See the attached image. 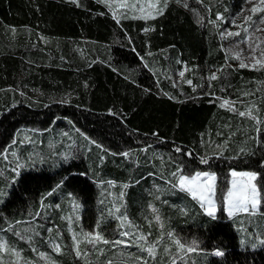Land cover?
<instances>
[{
	"label": "trees",
	"instance_id": "1",
	"mask_svg": "<svg viewBox=\"0 0 264 264\" xmlns=\"http://www.w3.org/2000/svg\"><path fill=\"white\" fill-rule=\"evenodd\" d=\"M239 1L166 0L162 14L145 19L137 8L120 14L103 0H0V188L3 175L14 176L2 150L20 128L51 135L41 149L33 143L28 150L66 154L73 147L67 163L24 168L5 190L0 233L7 250L18 251L7 264H47L39 251L51 253L57 236L58 264H94L100 244L82 257L72 253L61 234L64 209L54 211L51 201L62 196L64 203L72 193L83 207L75 229L98 227L106 237L101 223L118 224L107 178L120 185L116 193L128 189L126 202L120 196L132 235L150 234L148 244L156 246L153 258L131 255L140 264H172L177 253L189 264H264V246L239 247L220 198L230 170L252 171L264 212V64L241 68L220 35ZM249 110L255 119L237 114ZM177 168L215 173V218L178 190ZM150 202L160 228L149 222ZM173 238L195 239L200 248L178 250Z\"/></svg>",
	"mask_w": 264,
	"mask_h": 264
},
{
	"label": "rangeland",
	"instance_id": "2",
	"mask_svg": "<svg viewBox=\"0 0 264 264\" xmlns=\"http://www.w3.org/2000/svg\"><path fill=\"white\" fill-rule=\"evenodd\" d=\"M161 1H163L164 3L166 0H103L104 3L108 4V6L111 5L114 9L118 10L120 14H122L123 12L129 14L132 12L131 9L119 7L121 3L129 4V5L137 4L138 7H137L136 16L138 17H144V16L152 17L155 13L158 12V9L161 8V4H160ZM149 3L156 4V8L153 9L148 8ZM140 5L143 6V11H141V8L139 7ZM253 5L259 6V0H251V2H248V0H240L238 4L235 6V8L232 9L233 11L230 13V16L226 20L225 19L222 20V22H224V25L222 26V29L220 31V35L224 41L225 51L233 55L234 57H236L238 54L239 60L245 63L246 65H248L247 67L250 68L258 67L264 64V63H260V64L256 63L257 60L264 62V23H261V20L264 19V12L257 11L256 13H251L249 9H251ZM248 16H251V20L246 21L245 18ZM245 29H247V31H245ZM227 32H239L240 35L239 36L222 35L223 33H227ZM248 104H252V102L250 103L248 102ZM20 129H21L20 136L16 137V139L13 137L12 140L6 144L4 150H2L4 153L3 157L7 161V163L8 164L13 163L10 166H8L7 169L9 171H12L14 176L13 177H11L10 175L2 176L3 179L5 180L4 183H6V185L1 186L0 188V204L4 202V199L7 195V192H5V190L9 189L8 187L12 186V184L17 180V178L20 176L19 174L24 168L29 169V167L35 165L46 166V165H50L51 163H54L56 166L58 165L60 166V163L62 162L67 163L70 160V158L73 157L71 156L73 155V147L71 152L66 154L62 152L59 153L58 150L55 149L48 151L49 148L47 147H45V149H42L44 150V152L39 150L35 151L34 150L35 148L28 150L29 147H31V144L33 143H37L39 149H41V147L45 142L44 139H46L47 142L51 141L48 139L51 138V135L48 134L47 136H45L46 138L43 137V134L39 135L34 133L33 135H31L32 131L37 130L36 127L26 126L25 128H20ZM83 156L85 158L90 157L89 155L88 156L83 155ZM100 156H101V160L102 159L104 160L105 156L104 155H100ZM77 158H79V155ZM232 171H236L237 173L252 172L245 170L229 171L228 186L220 194L221 196L220 198H222L221 204L223 206L224 212L227 215L228 212L225 201L223 200V196H226L228 189L232 187V180L235 179L237 181L238 187L242 184L249 183L247 177H242V176L232 177L231 176ZM107 177L108 176H104V174L101 173V178H107ZM162 178L163 176L159 177V179ZM107 182H112L110 183L112 184V186H110V189L107 191L106 195H108V201L112 203L113 211H114L112 213L111 212L109 213L114 215L116 221H118L117 226L115 225V223H113L112 219L107 220V222L103 221L101 223V227L106 228L107 230L106 233L107 236L103 238L110 241V243L104 244L103 242H99L96 243L95 245H92L86 242L84 234L99 232L98 227H93L91 229H84V228L75 229V223L81 220V213H82L81 209H83V207L82 205H80L77 198H75L74 195L70 192H67V195L65 194L64 203L62 200L63 199L62 196H59L56 199L54 198V200L51 201L52 202L51 206L54 209V211L61 210L62 208L64 209L63 212H61V214H63L64 219L66 221V231H62L61 234L66 236L65 240L67 241V243L68 241L70 243V245L67 247L74 254H76L77 251V242L81 254H84L85 251H89L90 249L93 250L95 246H97V244H100L101 249L99 251H96L97 258H94L95 260L93 259L94 264H109L110 261L112 262V264H134L135 262L136 264H140L139 257L137 256V258L134 259V257L136 256L133 255V257H131V255L134 253L135 254L140 253L146 256V254H148L147 248L149 246H152V244H148L150 234L137 232L136 234L132 235L133 232H135V230H133L132 223L129 217L125 215L123 209V202L124 200L126 202V193L128 192V189L123 188V196H124V200H123L122 197L120 196L121 188H119L117 193H116V189H114V186H120V185L110 180L109 178H107ZM177 182H178V178H176V184L178 190L187 194L200 208L201 203L199 202V200L193 199L192 195L186 190H181ZM250 183L256 185L255 180L250 181ZM217 191L218 189H217V180H216L215 194L212 198L216 203V207L218 211L220 204H219V196ZM257 192H258L257 198L259 199L260 203L257 205V209L255 210V212H253L250 208L249 212H242V211L235 212L232 216H230L231 220L234 221V228L238 233V239H239L238 243H239V247L241 248L248 247L249 249L256 250L264 246V243H261V241H264V215H260V214H264V212L261 209V199L258 188H257ZM2 195L3 197H1ZM48 196L50 195H47V197ZM40 203L41 206L39 210L44 212L45 211L43 210L44 203L42 200L40 201ZM117 208H119V212H115V209ZM149 208H148L150 212L149 222H151L152 224H156V227L160 228L161 227L160 218L157 220V217H159V215L156 211V207H154V205L150 202ZM153 209H155V211H153ZM202 209L205 211L204 208ZM60 216L61 218H63L62 215ZM120 216L127 217V222L124 223L123 225L121 224V220L117 219V217ZM38 218H39V222H43V219L40 215L38 216ZM118 228L122 232H128L129 235L124 237L121 236ZM141 235L146 236L147 239L143 241L139 240L138 237ZM74 236H75V240L73 239ZM60 240L61 239L58 236L57 238L53 239V246L59 245V249H60L59 251H56L55 248H53V251H51V253L48 251H39V256L45 262L47 261L48 262L47 264H58L57 263L58 261H55L56 260L55 256L57 257L58 254H60L63 250V246ZM116 240H122L125 243L122 244L112 243ZM171 240H173L172 242L175 247L177 245L175 241L179 239L173 238L170 239V241ZM0 242H3L6 245L5 248L0 249V264H7L10 260L9 258L18 260L16 259V257H18V251L16 249H10L12 246L9 245L7 238H5L3 233H0ZM141 245H143V247H141ZM160 245L161 246L163 245L162 241L160 242ZM183 245L185 246L184 248L186 247L187 248L194 247L195 249L200 248L196 240L192 238L186 241V243H184ZM8 247H10L9 250H7ZM177 249L181 250V248H179L178 246ZM199 256L201 257L202 260L203 257L201 256V253L199 254ZM148 257L153 258L149 254ZM124 260L125 262L123 263ZM170 263L189 264L190 262L186 259L185 255H181L177 253V255L174 256L173 260ZM23 264H28V263L24 262ZM192 264H203V262L202 261H200L199 263L192 262Z\"/></svg>",
	"mask_w": 264,
	"mask_h": 264
},
{
	"label": "snow or ice",
	"instance_id": "3",
	"mask_svg": "<svg viewBox=\"0 0 264 264\" xmlns=\"http://www.w3.org/2000/svg\"><path fill=\"white\" fill-rule=\"evenodd\" d=\"M75 2V0H73ZM248 2H251V0H248ZM167 5L165 4V7ZM121 8H137V4H125L121 3L119 5ZM141 8V11H143V6H139ZM148 8L153 9L156 8V4L149 3ZM251 13H256L257 11H262L264 12V0H259V6L253 5L251 9H249ZM158 12L162 14V10L158 9ZM137 18V17H133ZM140 18H155L154 16L149 17V16H144ZM217 19L222 20V16H218ZM245 20H251V16H248L245 18ZM261 23H264V19L261 20ZM247 31V29H245ZM223 36H239V32H227L223 33ZM236 59H239V55L235 57ZM257 64L264 63L260 60L256 61ZM245 63L241 62L240 67H247ZM181 76L184 75L183 72L180 73ZM210 79L215 80L217 77L215 75L211 76ZM188 83H191V81H188ZM229 104V101H224L223 104H221V107H224ZM234 110V109H233ZM239 116L243 117L245 115L250 116L251 118L255 119L254 116L251 115V110L248 112H238L237 113ZM177 151H180V149H177ZM243 151V150H242ZM125 156L128 155V153H124ZM189 155H191L189 153ZM203 163H207L206 159H202ZM172 175L174 177L178 178V186L180 187L181 190H186L189 192L193 199H198L199 202L201 203V207L205 209V212L207 213L208 216L215 218V213L217 211L216 203L214 199L212 198L215 194V181H216V176L215 173H209V172H196L194 175H185L183 174V170L181 168H177L176 172H173ZM232 177H237V176H242V177H247L249 180L248 184H242L239 187L237 186V181L235 179L232 180V187L228 189L226 196H223V200L225 201L227 212L229 216H232L235 212H249L250 208L253 212L257 209V205L260 203L258 197V192L255 184H251L250 181L256 179V173L253 172H243V173H237L236 171L231 172ZM203 178V179H202ZM112 183V182H109ZM175 186V185H174ZM125 187H127L125 185ZM121 196H123V193H121ZM155 211V209H153ZM115 212H119V208L115 209ZM117 219L121 220V224L123 225L124 223L127 222V217L126 216H120L117 217ZM159 217H157V220ZM99 226V225H98ZM85 239L86 242L92 245H95L96 243L103 242L104 244L110 243V241L106 240L103 238V236L99 232L95 233H85ZM120 235L122 236H128V232H121ZM171 235V233H169ZM75 240V236L73 237ZM139 240L143 241L146 240V236H139ZM114 244H122L125 243L122 240H116L112 242ZM175 243L180 247L184 248L185 246L180 243L179 240H176ZM195 243V242H193ZM261 243H264V241H261ZM6 245L3 242H0V249L5 248ZM54 248L56 251H59V245H54ZM194 247H188L187 251L192 252L194 251ZM147 252L150 256L155 255V245L149 246L147 248ZM77 256H81V252L79 251V245L77 242V251H76ZM83 255H86L83 254ZM216 255H223L222 252L217 251ZM109 264H112L110 261Z\"/></svg>",
	"mask_w": 264,
	"mask_h": 264
},
{
	"label": "crops",
	"instance_id": "4",
	"mask_svg": "<svg viewBox=\"0 0 264 264\" xmlns=\"http://www.w3.org/2000/svg\"><path fill=\"white\" fill-rule=\"evenodd\" d=\"M255 173V172H254ZM195 173L191 174V175H194ZM257 175V174H256ZM256 180V179H255ZM258 188V187H257ZM259 190V188H258ZM259 194H260V191H259ZM260 199H261V194H260ZM231 218V217H230Z\"/></svg>",
	"mask_w": 264,
	"mask_h": 264
}]
</instances>
